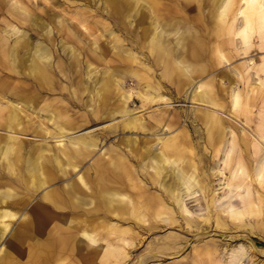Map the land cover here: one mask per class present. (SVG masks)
<instances>
[{"label": "rangeland", "instance_id": "obj_1", "mask_svg": "<svg viewBox=\"0 0 264 264\" xmlns=\"http://www.w3.org/2000/svg\"><path fill=\"white\" fill-rule=\"evenodd\" d=\"M214 1L147 0L138 10L127 0H0V191L8 193L0 264H264V177L255 165L264 156V73L247 63L264 60V7L244 35L239 13L220 15ZM154 33L169 74L149 49ZM38 62L48 86L35 80ZM208 115L221 137L209 136ZM133 117L135 126L124 123ZM28 157L39 161L42 186L30 185ZM80 178L84 203L57 213L72 242L125 247L116 262L86 249L58 253L42 244L47 230L21 228L48 189ZM110 191L111 207L101 197ZM238 248L244 255L233 257Z\"/></svg>", "mask_w": 264, "mask_h": 264}, {"label": "bare ground", "instance_id": "obj_2", "mask_svg": "<svg viewBox=\"0 0 264 264\" xmlns=\"http://www.w3.org/2000/svg\"><path fill=\"white\" fill-rule=\"evenodd\" d=\"M80 2V1H79ZM123 2V1H122ZM127 2H134L135 3V7L139 10L141 8H147V0H127ZM24 3V2H23ZM146 4V5H145ZM90 5V4H89ZM212 5L215 6L213 9H216L217 13L222 15V14H226V13H230L232 15H235L236 13H239L241 19H242V25H244L243 23L248 24V22H253L254 18L256 19V17L259 16V14H261V10L264 7V0H215L214 2H212ZM22 6V5H20ZM113 7V6H112ZM24 8V7H23ZM148 9V8H147ZM219 9V10H218ZM158 10V11H157ZM164 12L167 11L166 9H163ZM154 11L156 13H158L160 15L161 18H163L164 14L159 10V7L157 6V8L154 7ZM146 12V11H145ZM144 17V13H141L139 16V20H141V17ZM219 17V16H218ZM252 18V19H251ZM181 22V21H179ZM183 24V23H182ZM193 24V23H192ZM186 27V26H185ZM19 28V27H17ZM184 28V27H183ZM209 30V29H208ZM242 33L244 35H246L247 33V25H244L243 28L241 29ZM24 32V31H23ZM22 32V33H23ZM22 35V34H21ZM25 35V34H24ZM203 35V34H202ZM28 36V35H26ZM152 37V41L150 43V47L151 50L157 55L160 56L162 61H163V65H164V73L165 74H169V63L167 61V59L162 56L163 54L166 53V45L164 44V41H162V39L160 38V35L158 36L156 33H154L153 35H151ZM237 37V36H236ZM136 38V37H135ZM9 39V37H8ZM53 39V38H52ZM264 39V37H263ZM167 41V40H166ZM264 41V40H263ZM208 43V42H207ZM17 48V47H16ZM20 48V47H19ZM251 48V45L248 46V48L246 49V51H248ZM63 49V48H62ZM54 51V50H53ZM252 52V51H251ZM250 52V53H251ZM50 53V52H49ZM221 57L224 58L225 60H227V58H225V56L223 54H221ZM55 59V58H54ZM16 60V59H15ZM229 62V61H227ZM248 65L250 66L249 68H254L256 73H264V60L262 59L261 62L259 64H255L253 65V60L249 59L247 61ZM248 67V66H247ZM33 68V72H34V76H35V80L37 82V84L40 87H45L51 84L52 78L51 76L48 74L46 68L44 67L43 64H41L40 62L38 63H33L32 65ZM248 70V69H245ZM55 71V70H54ZM2 72V71H1ZM238 73H240V71H237ZM77 74V73H76ZM110 82V81H109ZM109 82L107 84H105L106 86L104 87L105 89L102 90V97L105 98L107 96L108 90H110V84ZM11 84V83H10ZM198 86H201V84H197V88ZM3 87V86H2ZM38 89V88H37ZM218 91V90H217ZM216 91V92H217ZM14 92L18 93L19 92V88L15 89ZM199 91L196 92H192L193 97L199 99ZM180 95V94H179ZM219 95V94H218ZM66 96V95H65ZM241 95L239 94V92L234 91L232 93V102L233 104H236V102L239 101V97ZM149 95L148 94H144V99H148ZM33 99V98H30ZM201 99V98H200ZM72 100V99H71ZM29 103V101H28ZM77 103V102H76ZM28 106V105H27ZM31 107V106H30ZM225 109V108H223ZM226 110V109H225ZM201 112V110H200ZM228 112V111H227ZM226 113V112H225ZM52 114V113H51ZM124 116V115H123ZM209 120L211 121L210 124V133L209 136L210 137H221L222 136V129L221 127L216 123V127H215V123L214 121L216 120L215 117H209ZM135 120L136 118H129L127 120L124 121V123L126 125H134L135 126ZM198 121V120H197ZM225 122V121H224ZM214 124V126L212 125ZM224 124V123H223ZM257 127L259 128V130L263 131L264 128V124L263 123H259L257 125ZM11 132V131H10ZM155 134V133H154ZM128 135V134H127ZM32 136V135H31ZM10 138H13L14 136L11 134L9 136ZM48 137V136H47ZM46 137V138H47ZM78 138L77 140L79 141H84V143H86V138H81L84 136H76ZM215 139V138H214ZM175 140V139H174ZM158 142V141H157ZM156 142V143H157ZM76 143V142H75ZM174 143V142H173ZM165 145L169 146L171 145V140H165ZM76 145V144H74ZM79 145V144H78ZM214 145V144H213ZM179 147V146H178ZM126 148V147H125ZM185 148V147H184ZM13 149V146L11 144H7V146H5L4 150L2 151V157L6 158L9 154L10 151ZM128 150V148H127ZM197 150V148H196ZM136 153V152H135ZM134 153V154H135ZM140 153V152H139ZM133 154V157H134ZM178 154V153H177ZM67 155V154H66ZM141 156V155H140ZM67 157V156H66ZM142 158V157H141ZM172 158V157H171ZM8 159V158H7ZM74 159V158H73ZM258 162L257 164H255L256 167V175L259 176V178L264 177V156H262L261 158H258ZM144 161V160H143ZM197 163V162H196ZM146 164V163H144ZM72 165V164H71ZM242 166V165H241ZM39 170H40V165H39V161H37V157L33 160L32 158L28 157L27 159V171H28V180L30 182V185L32 186H42V184H44L46 181L45 179H41V177L39 176ZM216 170V169H215ZM221 171V170H220ZM162 177V176H161ZM53 175L50 174L48 176V179H52ZM170 178V177H169ZM168 178V179H169ZM147 179V178H146ZM82 184H85L84 179L80 178V183L79 182H73V184H71L70 186H65V187H61V188H50L48 189L42 196V201H37L36 204H34L31 208H30V215L29 218L26 220V222L24 224H21V228L26 229V231H35L39 232L42 231L43 229L44 231L47 230L48 235H45V237H47V240L49 241L48 243H42L44 245H48L51 246L52 248L56 249V251L58 253L61 252H67V248H70V251H76L77 253L80 252V250H85L84 252H89V253H94L97 256V258H103V259H107L109 255H115V257H113V262H116L118 260V255L120 254H124V248L123 246H112L111 242L106 240L105 244H103V242L99 243L98 245H90L89 242H85L83 241L82 237H78L76 241L72 242V239L74 238V233H73V228L71 227V225H69L68 222H65V218L64 216H61L60 214H58L60 211L61 213H67V212H72L75 207L77 206H81L84 203V194L82 195V193L84 192L83 188H82ZM165 185V184H164ZM203 186V185H202ZM164 187V186H163ZM162 188V187H161ZM166 188V186H165ZM163 190V188H162ZM168 190V187L167 189ZM104 191H107V189H105ZM164 191V190H163ZM94 194H96V191H92ZM264 192V191H263ZM108 193V192H107ZM110 194L108 196H103L101 195V197H103L102 199H104V202L107 203V206H112L113 202H115L114 199V191H110ZM207 194V193H206ZM165 196V195H164ZM168 196V195H167ZM207 196V195H206ZM8 197V193H3L0 191V198L2 200H5ZM166 199V198H165ZM156 198L150 199V201L148 202V204H152L155 203ZM169 202V201H167ZM12 203V202H10ZM15 203H18V201H15ZM171 203V202H170ZM208 203V202H207ZM172 204V203H171ZM214 205V204H213ZM209 207V206H208ZM138 208V206H137ZM55 211H53V210ZM56 209V210H55ZM52 210V211H51ZM134 210V209H132ZM212 211V210H211ZM214 211V210H213ZM212 211V212H213ZM3 216H6L7 214L10 215V212L7 210H3L2 211ZM58 212V213H57ZM180 212V211H179ZM207 213V212H206ZM211 213V212H209ZM208 214V213H207ZM214 215V214H213ZM209 217V216H208ZM211 217H213L211 215ZM211 217H209L208 220L211 219ZM102 218V217H101ZM104 219V218H102ZM214 220V219H213ZM190 221V220H189ZM257 221V220H256ZM125 222V221H124ZM188 223V221H186ZM185 222V223H186ZM130 223V222H129ZM193 223V222H191ZM225 223V222H224ZM190 224V222H189ZM181 225V224H180ZM238 225V224H237ZM216 226V225H215ZM220 226V225H219ZM218 226V227H219ZM230 226V225H229ZM234 226V225H233ZM243 226V225H242ZM7 227V224L5 222H2L1 224V230H5V228ZM123 227V226H122ZM232 227V226H231ZM244 227V226H243ZM100 227H95V230L99 229ZM105 230V229H104ZM236 230V229H235ZM260 230V229H259ZM2 231V232H3ZM233 231V230H232ZM258 231V230H257ZM19 232V231H18ZM17 232V234H18ZM16 234V235H17ZM18 236V235H17ZM36 236V235H35ZM228 238V236H227ZM226 238V239H227ZM46 239V238H45ZM105 239V238H104ZM125 241H127L126 238ZM250 242V241H249ZM125 243V242H124ZM250 244V243H249ZM251 245V244H250ZM127 249V248H126ZM240 248H238L239 250ZM253 251V250H252ZM75 252V253H76ZM251 252V251H250ZM81 253V257L84 258V254L82 255ZM86 254V253H85ZM233 257H242L244 255V252L240 249L239 251H235L233 252ZM255 255V253H254ZM57 256V255H56ZM255 258V257H254ZM256 260V259H255Z\"/></svg>", "mask_w": 264, "mask_h": 264}]
</instances>
